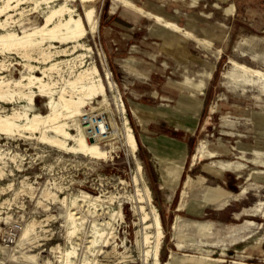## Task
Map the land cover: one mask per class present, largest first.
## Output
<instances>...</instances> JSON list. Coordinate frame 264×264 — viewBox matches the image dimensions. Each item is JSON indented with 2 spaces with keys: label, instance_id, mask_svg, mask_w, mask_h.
Masks as SVG:
<instances>
[{
  "label": "rangeland",
  "instance_id": "374dc122",
  "mask_svg": "<svg viewBox=\"0 0 264 264\" xmlns=\"http://www.w3.org/2000/svg\"><path fill=\"white\" fill-rule=\"evenodd\" d=\"M37 1L40 3L39 6ZM175 1L160 0V3L169 4ZM111 2L112 0H94L88 3L89 7L95 8L97 29L91 30L88 27V34L83 41L84 49L79 47L80 53L87 54V67L97 66L103 80L110 72L111 79L118 87L116 90L108 91L110 110L102 109L100 103L102 98L94 99L86 113L91 112L90 107L92 106L102 109V114L94 118L93 114H89L83 118L84 126H88L87 132H90L89 137L99 131V122L106 123L107 133L102 135L100 145L110 151V156L108 159L101 160L82 154H72L42 142L39 139V133L25 132L23 135L19 133L2 135L0 133V151L7 163L6 165L0 163V166L5 167L6 172L0 179V218H2L0 220V247L3 246L6 249L2 247L5 251L0 252L8 254V256H3L0 253V259L4 261L2 264H65V262L66 264H83L85 260H88V264H150L146 260V246L142 245V231L144 232L142 215L135 213L131 201V197L135 195L138 198V187L147 195L146 186L150 188L153 198V204L148 202L147 210L153 214V206H155L163 223L165 237L160 252L161 264L170 261L172 256L171 264H264L255 259L259 256L257 254L259 251L255 248L260 247L264 239V224L261 221L248 216L234 220L230 213L231 209L213 210L202 218H195L182 212H173L171 207L167 212L158 202L152 193V187L148 184L139 140L137 139L140 147L137 153L131 156L124 140L116 135L113 123L123 125L128 120L137 137L126 101L128 82L137 81L134 78L136 75L133 74L137 66L135 59H127L123 62V66L119 67L113 64L107 56L105 46L101 41V22L107 15ZM3 3L4 0H0V5ZM205 3L202 2L199 12L201 21H205L204 19L207 18L205 15L209 12ZM64 4H67L66 0H51L50 3L44 0H24L21 8L16 7V10L11 11L12 16L9 19L7 30L23 34L36 29L45 23V17L52 9L60 8ZM68 6L73 9L76 17L84 16V6L79 0L68 1ZM168 7L167 11L175 14V9ZM219 12L217 10L215 15L208 18L213 22L210 26L200 22L196 31L187 29L199 38L187 36L192 41L193 50L208 61L209 66L215 65L216 68L212 71L211 68L205 69L198 63L194 67H187V70L177 67L178 72L183 73V76H180L174 73L175 64L169 63L165 79L182 77V80H186L188 77L189 82L195 83L199 79L205 80L207 72H212L209 91L204 90L203 92L210 96L209 109L213 113L198 135L196 142L198 152L195 160L205 157L207 153L214 157L215 153L209 150H215L216 158L205 162L216 161L213 167L217 171L235 169L237 172L233 175L241 174L242 178L237 183L239 193L235 191L231 193L225 189L226 187L223 188L211 182L205 183L202 180L195 185L200 192L205 190L207 201L216 202L223 197L227 199L233 197V210L252 212L258 214L259 217L261 215L264 217V82L247 75L230 62L231 58H234L250 67L264 71V29L260 27L251 29L245 25L234 24L231 28V33H234L232 39L222 42L223 40H219L216 35L226 33L227 30L224 31V29L228 27L218 23L219 18L222 17ZM6 19L7 15H4L2 20ZM3 31L0 30V32ZM56 45L57 50L67 47L61 43H56ZM68 47L71 50L72 44ZM52 50L56 51V49ZM15 51L3 53L0 49V77L19 79L26 72L24 64L27 59ZM78 54L68 56L58 54V57L54 58L72 60ZM33 57L39 58V53H34ZM131 60H134V65ZM31 62L38 67H44L43 63L35 59ZM171 66L175 69L170 68ZM62 67L63 75L69 78L71 76L70 66L64 64ZM35 73L42 75V69L36 68ZM54 76L55 80H59V86H63L64 81L60 80L57 74ZM121 100L125 103V112L118 108V102L121 103ZM46 101L44 97H36L37 110L43 114L48 113L45 106ZM24 105L25 102L0 101V114L5 116L14 112L15 109L23 110ZM71 124H73L71 132L76 135L78 124L76 122ZM138 164L143 166L141 173L138 170ZM227 165L231 167H225ZM240 165L242 167H239ZM135 176L140 178L139 186L135 182ZM46 191L56 193L58 197L68 198L70 208L74 207L72 204L74 196L83 191L94 196L103 195L107 201L105 208H111L104 211L100 208L96 211L87 205L86 207L77 206L75 211L78 212L77 216H80L81 229L72 237L69 233L70 226L64 219L66 207L58 201L54 202L45 198ZM112 196H115L114 204L109 203ZM120 204L125 213V220L121 222L116 217H110L109 214L113 212V209L117 210ZM179 216L190 223L194 221L211 222L212 226L208 231L192 227L183 228L179 235L173 228ZM34 219L41 221V225L37 227L38 237L25 243L20 252L17 251V242L12 247L2 244L1 235L11 223L20 222L26 227ZM107 220L111 225H115H106ZM94 222H97L98 227L103 228L105 232L111 230L113 232L114 229L115 238L107 245L108 247L102 246V240L105 237L101 239V242L96 244L93 254L90 252L91 248H88L92 244L89 241L95 236ZM249 229L259 230L261 233L254 238L246 253L224 250L234 241L232 236L238 238L240 231ZM72 246H75L76 252L72 258L66 260L67 257L63 253L71 250ZM114 246L117 248L115 252ZM23 253L36 255V259L29 261L25 259ZM12 254H16V257L10 259ZM246 255H252L254 258L248 259Z\"/></svg>",
  "mask_w": 264,
  "mask_h": 264
},
{
  "label": "crops",
  "instance_id": "0c3cea01",
  "mask_svg": "<svg viewBox=\"0 0 264 264\" xmlns=\"http://www.w3.org/2000/svg\"><path fill=\"white\" fill-rule=\"evenodd\" d=\"M202 2H206L204 5L209 11L205 21H201L199 13ZM110 5L101 22V41L113 64L121 67L127 59L136 60L137 70L133 74L137 81L128 82L126 101L141 145L146 178L158 202L167 212L171 207L173 212L195 218H202L213 210L231 209L234 220L248 216L264 224L263 215L259 217L252 212L233 210V197L207 201L205 190L200 192L196 187L195 184L202 180L226 187L231 193H239L237 183L242 175H233L237 172L235 169L217 171L213 167L216 161L205 162L216 158L215 150H209L215 153L214 157L207 153L205 157L195 160L198 135L213 113L209 109L210 96L203 92L209 91L212 72H207L205 80L199 79L195 83L189 82L188 77L186 80H182V77H165L169 63L175 64L176 69L170 68L180 76L183 73L178 72L179 67L187 70V67H194L198 63L213 71L216 66H209L208 61L193 50L189 36L166 27L163 22L162 25L155 18L159 16L176 23L185 31H196L200 22L209 26L213 24L208 18L219 10L222 17L218 23L228 29L216 37L226 42L232 39L234 33H231V28L234 24L264 29V0H176L169 4L160 3V0H112ZM168 6L175 9V14L167 11ZM260 233L259 230L250 229L240 231L239 237L232 236L234 241L224 250L246 253ZM255 250L259 251L255 259L264 263V239ZM246 256L248 259L254 258L252 255Z\"/></svg>",
  "mask_w": 264,
  "mask_h": 264
},
{
  "label": "bare ground",
  "instance_id": "6f19581e",
  "mask_svg": "<svg viewBox=\"0 0 264 264\" xmlns=\"http://www.w3.org/2000/svg\"><path fill=\"white\" fill-rule=\"evenodd\" d=\"M44 1L50 3L51 0ZM68 1L76 0H66L67 4H64L60 8L52 9L50 13L46 15L45 23L43 25L36 29L26 31L23 34H19L16 31H9L7 30V26L9 24V19L12 16L11 11L16 10V7H18V9L21 8L24 0H4V3L0 5V30H4L3 32H0V49L3 53L16 50L27 59V62L24 64L26 72L23 73L21 78L6 79L4 77H0V101H15L19 103L25 102L23 110L15 109L14 112L5 116L0 114V133L2 135H15L17 133L23 135L25 132H30L31 134L39 133V139L42 142L57 147L61 150H65L72 154H82L94 159H108L110 156V151L105 150L100 145L102 135L107 133L106 123H104V121L99 122V131H97V133L95 132V135H91L89 137L88 133L90 132H87L88 126H84L83 118L89 114H93V118L98 117L102 114V109L110 110L108 91L116 90L118 87L117 84L111 79L110 72L105 78V81L101 77L97 66L87 67V54L80 53L79 51V47L84 49L83 41L88 34V27H90L91 30H94L97 27L95 8L88 6V3L93 2L94 0H79L84 6L85 10L83 17H76L73 14L74 11L68 6ZM36 3L39 6L40 3L38 1ZM125 3L129 4L128 2ZM4 15H7V19L3 21L2 17ZM155 18L157 21L163 22L166 27L172 28L178 32H182L189 37H194L192 33L185 31L176 23L164 20L159 16H155ZM56 43H61L67 47L57 50L58 46ZM70 44H72L71 50L70 47H68ZM52 49H56V51H53ZM36 52L39 53V58L33 57L34 53ZM58 54H60L59 56H68L74 54L78 55L72 60H58L54 58L55 56L58 57ZM32 59L39 61V63H43L44 67L42 68L32 64ZM230 62L233 66L240 69L247 75L264 82V71L238 63V61L233 59H231ZM64 64L70 66L71 76L69 78H66L63 75L64 70L62 65ZM36 68L42 69V75H37L35 73ZM54 74H57L60 80L64 81L63 86H59V80L54 79ZM37 96L47 99L45 103V106L48 110L47 114H43L37 110ZM98 98H102L100 101L102 104V109H96L95 107L91 106V112L86 113L88 106H90L92 103V100ZM118 108L124 112L126 111L125 103H123L122 100L121 103L118 102ZM72 122H76V124H78V133L76 135L71 132V126L73 125L71 124ZM128 122L129 121L126 120L123 125L115 122L113 125L115 127L116 135H119L124 140L130 155L134 156L137 153L139 146L137 137L130 126L131 124L129 125ZM95 129L97 130V128ZM198 156L199 154L197 157ZM0 163L5 165L7 164L1 151ZM137 167L141 173L143 166L138 164ZM4 168L0 166V179H2V177L6 174ZM135 182L139 186L140 178L138 176H135ZM137 191L138 198L136 195H132L133 197H131V201L133 203V210L135 213L142 215L141 221L144 224V232L142 231V245L146 246V260L148 263L150 262V264H161L160 252L165 235L160 213L155 206H153V214L147 210L148 202L153 204L151 190L148 186H146L147 195L140 187H138ZM44 197L53 200L54 202L58 201L66 207L64 219L65 222L70 226L69 233L71 236L75 235L77 231L81 229V222L79 221L80 216L78 217V212L75 211L77 206L87 205L89 207H93V210L96 211L100 208L103 211L107 208H111H105V203L107 201L103 198V195L94 196L85 191L74 196V199L72 200V204L74 206L73 208L69 207L67 202L68 198L58 197L56 193L53 194L50 191H46ZM114 201L115 196L110 197L109 203L114 204ZM121 206L122 204L117 207V210L113 209V212L109 213L110 217H116L120 222L125 220V213ZM80 211L82 210L80 209ZM1 219L2 218H0V220ZM38 225H41V221L34 219L30 221L26 227L25 225L23 226L20 238L17 241V251L20 252L21 247L25 243L38 237ZM106 225L111 224L108 221ZM211 226V222L194 221L190 223L179 216L173 228H175L177 234L181 235V230L183 228L192 227L203 231H208ZM93 228V233L95 236H93V240L91 239V241H89V243L91 242L92 244L90 247L88 245V249L91 248L90 252L94 254L96 244L101 242V239L105 237L102 240V246L108 247L107 245L111 243L112 239L114 240L115 236L113 233L114 229L113 232H111L112 230L105 232L103 228L98 227L97 222L94 224ZM139 243L140 241L138 240V244ZM2 247H0V251H5L3 249L5 247ZM72 247L73 248L71 250H67L65 253H63L67 257L66 260L72 258L76 252L75 246ZM113 250L114 252L117 251L116 246L113 247ZM0 253L3 256H8L6 253ZM15 257L16 254L10 255V259ZM24 257L29 261L36 259V255L24 254ZM172 259L173 256L171 257V260L165 264H171ZM174 260H177V258H174ZM3 262L0 259V264ZM83 264H88V260H85Z\"/></svg>",
  "mask_w": 264,
  "mask_h": 264
},
{
  "label": "built area",
  "instance_id": "2783aa9c",
  "mask_svg": "<svg viewBox=\"0 0 264 264\" xmlns=\"http://www.w3.org/2000/svg\"><path fill=\"white\" fill-rule=\"evenodd\" d=\"M23 225L20 222L11 223L1 235V242L6 247H12L20 237Z\"/></svg>",
  "mask_w": 264,
  "mask_h": 264
}]
</instances>
